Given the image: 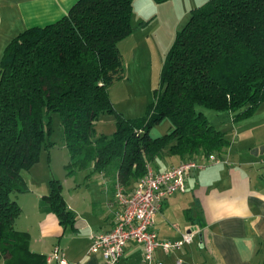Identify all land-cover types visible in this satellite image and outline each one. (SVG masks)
<instances>
[{
  "label": "trees",
  "instance_id": "trees-1",
  "mask_svg": "<svg viewBox=\"0 0 264 264\" xmlns=\"http://www.w3.org/2000/svg\"><path fill=\"white\" fill-rule=\"evenodd\" d=\"M162 2L165 0H154ZM133 0H76L57 21L23 29L0 58V254L4 264H46L30 249L28 231L14 226L27 190L22 171L54 143L44 126L57 111L69 160L66 173L115 166L124 184L171 140L170 153L208 155L228 140L197 107L250 113L264 99V0H207L190 10L176 32L159 74L155 99L142 117L118 112L108 87L123 76L118 42L134 30ZM114 116L110 134L96 133L100 114ZM163 118L168 132L152 137ZM63 226H72L62 184L49 179L43 195Z\"/></svg>",
  "mask_w": 264,
  "mask_h": 264
},
{
  "label": "crops",
  "instance_id": "crops-1",
  "mask_svg": "<svg viewBox=\"0 0 264 264\" xmlns=\"http://www.w3.org/2000/svg\"><path fill=\"white\" fill-rule=\"evenodd\" d=\"M75 1L0 0V58L13 36L25 28L57 21ZM226 113L214 115L215 127L228 140L213 153L219 162L190 170L184 190L161 200L154 213L152 228L159 238L175 240L190 232L192 240L179 249H155L151 264H264V99L240 118L233 119L231 112ZM174 143L171 139L147 167L163 171L182 161H202L207 156L170 153ZM54 146L46 153L47 171L39 169L43 150L38 162L23 170L28 175L22 171L27 190L16 196L21 212L14 226L23 222L18 229L29 232L32 251L47 255L58 245L68 264H105L102 253L89 251V247L93 235L107 232L115 224L119 210L114 197L117 170L109 165L100 172L89 168L67 174L69 154L62 141L56 173L51 152ZM258 146L262 150L254 154L253 148ZM51 177L62 184L64 204L75 215L72 226L60 224L43 198ZM138 178L130 177L122 184L125 193L133 192ZM0 264H4L1 254ZM46 264L58 263L51 260ZM117 264H147L142 242L128 240Z\"/></svg>",
  "mask_w": 264,
  "mask_h": 264
},
{
  "label": "rangeland",
  "instance_id": "rangeland-1",
  "mask_svg": "<svg viewBox=\"0 0 264 264\" xmlns=\"http://www.w3.org/2000/svg\"><path fill=\"white\" fill-rule=\"evenodd\" d=\"M207 0H133L131 25L133 32L118 42L123 58V76L108 87V93L115 109L128 118L142 117L155 99V90L159 85V74L166 52L173 43L176 32L187 21L190 10ZM201 110L209 121L216 125L215 114L225 116L224 111H215L202 106ZM44 126L55 145L52 149L53 167L57 173V156L62 143V125L57 111L50 112L49 125L44 115ZM170 121L163 118L150 128V135H162L169 131ZM96 132L110 134L115 129L114 116L108 113L99 115ZM47 150L41 153L39 163L47 171ZM23 171L26 176L29 172ZM40 172V171H39ZM41 174L39 173V177ZM79 178V177H78ZM66 186V185H65ZM18 195V194H17ZM16 195V196H17ZM19 223H16L18 228Z\"/></svg>",
  "mask_w": 264,
  "mask_h": 264
},
{
  "label": "built area",
  "instance_id": "built-area-1",
  "mask_svg": "<svg viewBox=\"0 0 264 264\" xmlns=\"http://www.w3.org/2000/svg\"><path fill=\"white\" fill-rule=\"evenodd\" d=\"M209 162H219L215 154H208L204 160L188 159L163 171L147 167L144 175L138 178L132 193H125L120 182L114 184V197L119 205L115 224L107 232L92 236L89 251H100L105 264H117L125 243L130 239L142 242L144 260L152 263L155 249H179L192 240V233H185L179 239H161L152 228L154 213L161 200L185 188V178L192 169H201ZM264 167V163H263ZM56 260L58 264H68L62 249L55 245L46 255V262Z\"/></svg>",
  "mask_w": 264,
  "mask_h": 264
},
{
  "label": "water",
  "instance_id": "water-1",
  "mask_svg": "<svg viewBox=\"0 0 264 264\" xmlns=\"http://www.w3.org/2000/svg\"><path fill=\"white\" fill-rule=\"evenodd\" d=\"M261 150H262V146H258V147H254L252 152L254 154H257L258 152H261Z\"/></svg>",
  "mask_w": 264,
  "mask_h": 264
}]
</instances>
